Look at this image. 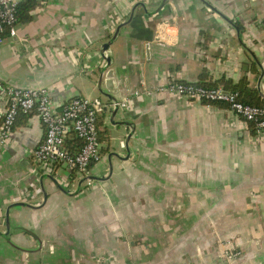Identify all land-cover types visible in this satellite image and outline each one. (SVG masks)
I'll list each match as a JSON object with an SVG mask.
<instances>
[{
	"label": "crops",
	"instance_id": "obj_1",
	"mask_svg": "<svg viewBox=\"0 0 264 264\" xmlns=\"http://www.w3.org/2000/svg\"><path fill=\"white\" fill-rule=\"evenodd\" d=\"M18 30L0 45L4 83L48 89L58 111L110 107L113 84L129 103L98 117L91 184L36 163L46 127L17 117L0 146V264H264V136L224 103L146 93L244 78L262 96L264 0H44ZM6 106L0 92V133Z\"/></svg>",
	"mask_w": 264,
	"mask_h": 264
},
{
	"label": "built area",
	"instance_id": "obj_2",
	"mask_svg": "<svg viewBox=\"0 0 264 264\" xmlns=\"http://www.w3.org/2000/svg\"><path fill=\"white\" fill-rule=\"evenodd\" d=\"M20 0H0V45L8 39H15L19 33L17 7ZM162 28L158 32L162 38ZM165 44L166 41H159ZM0 92L6 97L7 106L4 112L0 146L9 137L17 117L36 111L46 127L44 141L34 151V158L39 165L50 162H60L78 175L92 183L90 167L99 162L103 156L102 146L98 135V117L102 113L105 103L99 99L74 97L66 102L61 111L56 110L46 88H18L4 83L0 79ZM147 94L169 93L181 95L193 100L204 101L208 104L224 103L237 115L255 125L258 137L264 136V107L243 103L237 93L229 92L223 87L207 88L194 82L171 80L166 85L147 89ZM139 95V91L134 93ZM129 100L119 101L122 108L128 106ZM73 130L76 137L81 139L82 146L76 152L68 149L66 134ZM124 145V144H123ZM239 251L233 247L225 253L228 261L234 260Z\"/></svg>",
	"mask_w": 264,
	"mask_h": 264
},
{
	"label": "trees",
	"instance_id": "obj_3",
	"mask_svg": "<svg viewBox=\"0 0 264 264\" xmlns=\"http://www.w3.org/2000/svg\"><path fill=\"white\" fill-rule=\"evenodd\" d=\"M43 3L44 0H20L17 7V18L19 25L27 24L31 22L34 19L36 10L39 9ZM194 84L201 85L207 88H214L221 86L229 92L237 93L239 99L245 104H249L257 107H264V98L257 92L256 89L250 87L249 83L244 78L238 84L237 83L233 84L225 79H221L218 82H211V83L201 80L198 82H194ZM100 134L101 132L99 130V122H98L99 140L101 139ZM76 139L80 141L79 144V149H80V147L82 146V141L79 138Z\"/></svg>",
	"mask_w": 264,
	"mask_h": 264
},
{
	"label": "water",
	"instance_id": "obj_4",
	"mask_svg": "<svg viewBox=\"0 0 264 264\" xmlns=\"http://www.w3.org/2000/svg\"><path fill=\"white\" fill-rule=\"evenodd\" d=\"M108 45L105 47L107 48ZM106 50V49H105ZM103 61L104 63H102L101 65V73H102V77L105 75L108 76V77H113L114 76V71L112 69H109L110 66H111V62H112V59H111V56L107 55V54H104L103 55ZM114 78V77H113ZM113 80V83H114V79ZM112 92H111V95L107 94V96L111 99V103H110V107L106 104L104 109H107L109 108V111H111L112 113H117L118 110L120 109V105H119V100L114 96L116 91L114 90V84L112 85ZM262 94V97L264 98V94ZM90 178L92 179L91 175H90ZM8 217V216H7Z\"/></svg>",
	"mask_w": 264,
	"mask_h": 264
},
{
	"label": "rangeland",
	"instance_id": "obj_5",
	"mask_svg": "<svg viewBox=\"0 0 264 264\" xmlns=\"http://www.w3.org/2000/svg\"><path fill=\"white\" fill-rule=\"evenodd\" d=\"M240 254V253H239Z\"/></svg>",
	"mask_w": 264,
	"mask_h": 264
}]
</instances>
